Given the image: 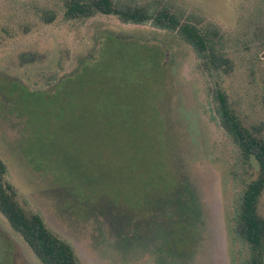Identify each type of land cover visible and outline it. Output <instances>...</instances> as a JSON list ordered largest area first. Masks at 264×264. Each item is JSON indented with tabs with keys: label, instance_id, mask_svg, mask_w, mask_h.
I'll return each mask as SVG.
<instances>
[{
	"label": "rangeland",
	"instance_id": "374dc122",
	"mask_svg": "<svg viewBox=\"0 0 264 264\" xmlns=\"http://www.w3.org/2000/svg\"><path fill=\"white\" fill-rule=\"evenodd\" d=\"M162 1L218 28L230 51L264 5ZM64 11V0H0L2 180L79 264H239L232 216L256 166L218 124L191 47L147 23ZM233 58L223 87L245 124L264 127V51ZM0 264H41L1 213Z\"/></svg>",
	"mask_w": 264,
	"mask_h": 264
},
{
	"label": "trees",
	"instance_id": "16d2710c",
	"mask_svg": "<svg viewBox=\"0 0 264 264\" xmlns=\"http://www.w3.org/2000/svg\"><path fill=\"white\" fill-rule=\"evenodd\" d=\"M64 7V14L69 19H86L95 14L114 15L123 23H147L175 33L191 47L210 78L209 94L218 124L236 147L239 159L256 166L255 176L245 183L236 199L232 216L231 230L244 251L239 264H264V216L259 212V200L264 191V127L245 124L223 87L224 79L236 68L234 52L247 53L253 59L264 51V5L249 15L246 25L250 28L245 30V38L234 40L232 51L228 44L230 39L218 28L185 16L162 0L147 3L64 0ZM259 20L262 21L261 28H258ZM158 56L157 52L146 54L144 62L148 59L157 62ZM113 57L119 59L122 54L117 51ZM137 57L135 53L133 63H140L142 56ZM4 170L0 160V213L10 227L22 237L41 264H79L73 246L51 231L39 214L27 211L16 200L12 185L2 180Z\"/></svg>",
	"mask_w": 264,
	"mask_h": 264
}]
</instances>
